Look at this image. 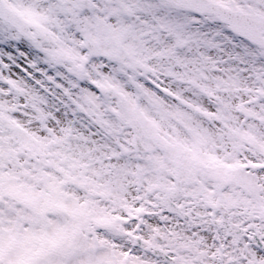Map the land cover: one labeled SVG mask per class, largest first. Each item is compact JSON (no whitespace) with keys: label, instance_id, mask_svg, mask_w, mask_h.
<instances>
[{"label":"snow or ice","instance_id":"obj_1","mask_svg":"<svg viewBox=\"0 0 264 264\" xmlns=\"http://www.w3.org/2000/svg\"><path fill=\"white\" fill-rule=\"evenodd\" d=\"M0 264H264V0H0Z\"/></svg>","mask_w":264,"mask_h":264}]
</instances>
